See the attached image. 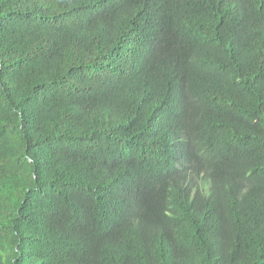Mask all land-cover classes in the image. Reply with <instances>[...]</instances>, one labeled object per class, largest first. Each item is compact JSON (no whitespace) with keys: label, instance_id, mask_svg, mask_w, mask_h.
I'll use <instances>...</instances> for the list:
<instances>
[{"label":"trees","instance_id":"16d2710c","mask_svg":"<svg viewBox=\"0 0 264 264\" xmlns=\"http://www.w3.org/2000/svg\"><path fill=\"white\" fill-rule=\"evenodd\" d=\"M0 264H264V0H0Z\"/></svg>","mask_w":264,"mask_h":264}]
</instances>
